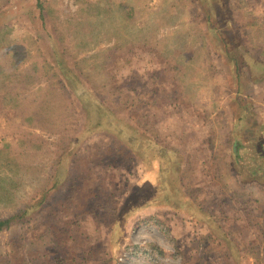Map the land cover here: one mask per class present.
<instances>
[{"label":"rangeland","instance_id":"374dc122","mask_svg":"<svg viewBox=\"0 0 264 264\" xmlns=\"http://www.w3.org/2000/svg\"><path fill=\"white\" fill-rule=\"evenodd\" d=\"M0 13V264H264V0Z\"/></svg>","mask_w":264,"mask_h":264},{"label":"trees","instance_id":"16d2710c","mask_svg":"<svg viewBox=\"0 0 264 264\" xmlns=\"http://www.w3.org/2000/svg\"><path fill=\"white\" fill-rule=\"evenodd\" d=\"M1 14V13H0ZM1 16V15H0ZM233 59V58H232ZM238 63V60H235V64H236V72L238 73V75H239V72L241 73V69H240V67H241V65H239V63ZM249 68H251L252 69V66H248ZM253 68H255V66L253 67ZM255 81V79H252V83ZM240 82V84H241V80L239 81ZM239 88L241 89V86H239ZM239 146V145H238ZM238 151H239V147H237L236 146V153H238ZM24 214H26V212L24 213ZM13 220V217L12 218H10V219H7V220H3V221H0V232L3 230V229H5V228H8V226L10 225V223H11V221Z\"/></svg>","mask_w":264,"mask_h":264},{"label":"crops","instance_id":"0c3cea01","mask_svg":"<svg viewBox=\"0 0 264 264\" xmlns=\"http://www.w3.org/2000/svg\"><path fill=\"white\" fill-rule=\"evenodd\" d=\"M249 84H250V86L252 88V80L249 81ZM240 96H241V94H240Z\"/></svg>","mask_w":264,"mask_h":264}]
</instances>
